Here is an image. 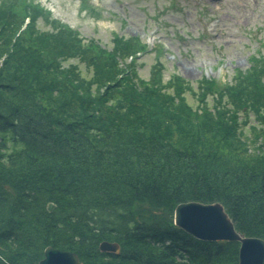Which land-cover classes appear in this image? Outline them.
Here are the masks:
<instances>
[{
    "label": "trees",
    "instance_id": "1",
    "mask_svg": "<svg viewBox=\"0 0 264 264\" xmlns=\"http://www.w3.org/2000/svg\"><path fill=\"white\" fill-rule=\"evenodd\" d=\"M40 16L51 28L39 30ZM112 41H84L39 1L0 0L2 257L38 264L52 245L80 264H238L237 241L196 239L172 215L180 202L219 201L238 232L264 239V54L194 86L163 79L162 46L144 79L147 43ZM77 229L89 230L78 240L90 254L70 240ZM103 238L119 251L98 250Z\"/></svg>",
    "mask_w": 264,
    "mask_h": 264
},
{
    "label": "rangeland",
    "instance_id": "2",
    "mask_svg": "<svg viewBox=\"0 0 264 264\" xmlns=\"http://www.w3.org/2000/svg\"><path fill=\"white\" fill-rule=\"evenodd\" d=\"M36 1L47 7L53 18L79 31L84 41L94 38L107 49L112 48L114 33L138 36L147 43V49L138 54L136 66L144 79H149L156 49L161 46L164 48L163 79L167 80L175 72L192 81L194 86L203 75H213L222 82L231 80L236 68L249 67L252 53L264 54V0H87L97 7L98 14L83 10L80 0ZM37 25L39 30L51 28L41 16ZM74 61L78 59H67L64 65ZM78 63L83 73L89 75L84 62ZM186 95L192 104H197L195 97L190 93ZM52 205L49 202L46 206L50 209ZM87 231L77 229L70 239L76 242L74 246L82 254H90L91 250L88 243L78 240L79 234ZM103 240L117 242L103 238L97 243L98 250ZM238 247L239 243L237 251ZM0 260L19 264L9 263L1 253Z\"/></svg>",
    "mask_w": 264,
    "mask_h": 264
},
{
    "label": "water",
    "instance_id": "3",
    "mask_svg": "<svg viewBox=\"0 0 264 264\" xmlns=\"http://www.w3.org/2000/svg\"><path fill=\"white\" fill-rule=\"evenodd\" d=\"M173 223L183 231L201 240H228L239 243L238 264H263L264 240L258 236H246L238 232L220 202L202 203L187 201L178 203L173 211ZM116 241L103 240L99 250L118 252ZM78 255L47 245L38 264H78Z\"/></svg>",
    "mask_w": 264,
    "mask_h": 264
},
{
    "label": "bare ground",
    "instance_id": "4",
    "mask_svg": "<svg viewBox=\"0 0 264 264\" xmlns=\"http://www.w3.org/2000/svg\"><path fill=\"white\" fill-rule=\"evenodd\" d=\"M163 47V46H162ZM201 202V201H198ZM202 203H207V202H202ZM208 203H213V202H208ZM222 204V203H221ZM223 205V204H222ZM235 227V226H234ZM236 229V228H235ZM263 239V238H262ZM264 240V239H263Z\"/></svg>",
    "mask_w": 264,
    "mask_h": 264
}]
</instances>
